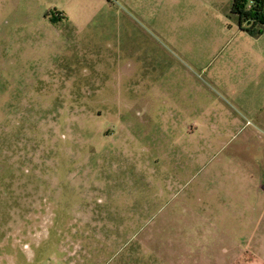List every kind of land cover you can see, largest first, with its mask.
Segmentation results:
<instances>
[{
  "label": "rangeland",
  "instance_id": "rangeland-1",
  "mask_svg": "<svg viewBox=\"0 0 264 264\" xmlns=\"http://www.w3.org/2000/svg\"><path fill=\"white\" fill-rule=\"evenodd\" d=\"M233 3L0 0V264H264V28Z\"/></svg>",
  "mask_w": 264,
  "mask_h": 264
},
{
  "label": "trees",
  "instance_id": "trees-1",
  "mask_svg": "<svg viewBox=\"0 0 264 264\" xmlns=\"http://www.w3.org/2000/svg\"><path fill=\"white\" fill-rule=\"evenodd\" d=\"M232 14L242 23H248V33L256 32L258 27L264 28V0H234Z\"/></svg>",
  "mask_w": 264,
  "mask_h": 264
},
{
  "label": "crops",
  "instance_id": "crops-1",
  "mask_svg": "<svg viewBox=\"0 0 264 264\" xmlns=\"http://www.w3.org/2000/svg\"><path fill=\"white\" fill-rule=\"evenodd\" d=\"M239 101H240L239 105H240L241 108H245L246 109V108H249L251 106H254L253 101L247 102L246 99H244V98L240 99Z\"/></svg>",
  "mask_w": 264,
  "mask_h": 264
}]
</instances>
